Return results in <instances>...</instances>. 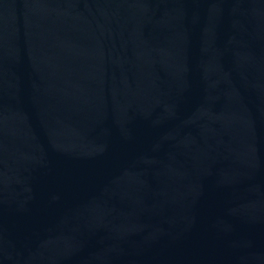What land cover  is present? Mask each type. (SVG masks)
Returning a JSON list of instances; mask_svg holds the SVG:
<instances>
[{"label":"water","instance_id":"95a60500","mask_svg":"<svg viewBox=\"0 0 264 264\" xmlns=\"http://www.w3.org/2000/svg\"><path fill=\"white\" fill-rule=\"evenodd\" d=\"M0 264H264V0H0Z\"/></svg>","mask_w":264,"mask_h":264}]
</instances>
